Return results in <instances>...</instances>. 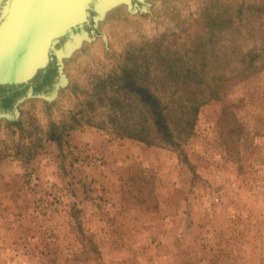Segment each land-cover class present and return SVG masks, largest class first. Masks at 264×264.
<instances>
[{"label":"rangeland","instance_id":"rangeland-1","mask_svg":"<svg viewBox=\"0 0 264 264\" xmlns=\"http://www.w3.org/2000/svg\"><path fill=\"white\" fill-rule=\"evenodd\" d=\"M141 1H109L57 91L0 113V264H264V0ZM161 42L217 92L191 131L172 124L177 146L71 128L100 80L144 71Z\"/></svg>","mask_w":264,"mask_h":264},{"label":"trees","instance_id":"trees-1","mask_svg":"<svg viewBox=\"0 0 264 264\" xmlns=\"http://www.w3.org/2000/svg\"><path fill=\"white\" fill-rule=\"evenodd\" d=\"M214 26L213 20L212 30L225 25L221 23ZM163 44L150 46L142 59L145 62L144 71H139L134 64L123 68L118 75L100 80L96 95L87 102L90 108L88 115L83 114L80 119H74L76 123L71 128L89 125L111 129L122 138L137 140L148 146H177L172 124H176L177 128L181 126L180 131H191L201 106L206 102L205 96H214L217 92H206L203 87L206 76L204 78L198 70L174 68L169 52L167 49L162 50ZM248 58L244 62L250 61L251 65L258 60L256 56L249 55ZM160 78L166 86L162 88V95L157 93V87L153 89L149 83L160 82ZM174 97L183 106L181 117L172 119L166 114V109L169 99ZM100 109H105L108 115L101 117ZM51 139L61 142V137L55 133Z\"/></svg>","mask_w":264,"mask_h":264},{"label":"water","instance_id":"water-1","mask_svg":"<svg viewBox=\"0 0 264 264\" xmlns=\"http://www.w3.org/2000/svg\"><path fill=\"white\" fill-rule=\"evenodd\" d=\"M109 1L0 0V28L9 22L11 26L10 44L3 46L12 53L28 52L27 61L20 57L23 61L16 62L18 67L9 72L6 69L0 78V92H5L0 94V113L12 112L29 95L46 96L57 91L64 78L65 54L78 39L102 35L97 21L100 10ZM125 1L131 12L146 7L141 0ZM20 64L30 70H22Z\"/></svg>","mask_w":264,"mask_h":264},{"label":"bare ground","instance_id":"bare-ground-1","mask_svg":"<svg viewBox=\"0 0 264 264\" xmlns=\"http://www.w3.org/2000/svg\"><path fill=\"white\" fill-rule=\"evenodd\" d=\"M10 30H11L10 22L7 23L6 25H3V27L0 28V43L2 44L1 45L2 48H0V71H3L0 73V78L5 74L6 69H8V72H9L10 69L16 66L18 67V65L16 64L20 62V60L22 59L20 57L24 56V62L28 60L27 51L22 52V50L20 49L22 53H19V51H15L14 53H12L6 49V45L3 46V44H10ZM40 47L41 49L44 48L43 46H40ZM50 64L52 63L50 62L49 65ZM19 67H21L22 70L24 68L30 70L29 66H24V65L21 66L20 64ZM2 93L4 94L5 92L4 91L0 92V94Z\"/></svg>","mask_w":264,"mask_h":264}]
</instances>
